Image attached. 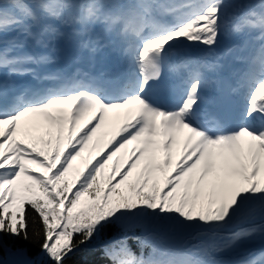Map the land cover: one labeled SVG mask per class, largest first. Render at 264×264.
I'll return each instance as SVG.
<instances>
[{
	"label": "snow or ice",
	"instance_id": "snow-or-ice-1",
	"mask_svg": "<svg viewBox=\"0 0 264 264\" xmlns=\"http://www.w3.org/2000/svg\"><path fill=\"white\" fill-rule=\"evenodd\" d=\"M103 261L264 264V0H0V264Z\"/></svg>",
	"mask_w": 264,
	"mask_h": 264
},
{
	"label": "rangeland",
	"instance_id": "rangeland-1",
	"mask_svg": "<svg viewBox=\"0 0 264 264\" xmlns=\"http://www.w3.org/2000/svg\"><path fill=\"white\" fill-rule=\"evenodd\" d=\"M114 128H115V122H114L113 125H111L110 127H107V128L102 127V128L100 129L99 133L102 134V132H103V134H102V135L99 134V135L101 136V138H102L103 140H106V139L108 138V135L111 134V132L114 130ZM104 133H107L108 135H104ZM32 138L36 139L38 142H39L41 139H47V138H48V137H47V129H46V128H40V129L34 130V131L32 132ZM177 150H178V148H177V149H174V152L177 151ZM93 154H94V153H93ZM83 155H84V156H88V155H89V152L86 150L85 153H84ZM78 161H79V160H78ZM77 163H78V162H77ZM258 242H260V241L257 240L256 243H258ZM256 243H255V244H256ZM255 244H254V245H255ZM254 245H253V246H254Z\"/></svg>",
	"mask_w": 264,
	"mask_h": 264
},
{
	"label": "trees",
	"instance_id": "trees-1",
	"mask_svg": "<svg viewBox=\"0 0 264 264\" xmlns=\"http://www.w3.org/2000/svg\"><path fill=\"white\" fill-rule=\"evenodd\" d=\"M109 234H111V232ZM94 259H97V260L100 259L99 255H97L96 257H94Z\"/></svg>",
	"mask_w": 264,
	"mask_h": 264
},
{
	"label": "bare ground",
	"instance_id": "bare-ground-1",
	"mask_svg": "<svg viewBox=\"0 0 264 264\" xmlns=\"http://www.w3.org/2000/svg\"><path fill=\"white\" fill-rule=\"evenodd\" d=\"M174 163V162H173Z\"/></svg>",
	"mask_w": 264,
	"mask_h": 264
}]
</instances>
